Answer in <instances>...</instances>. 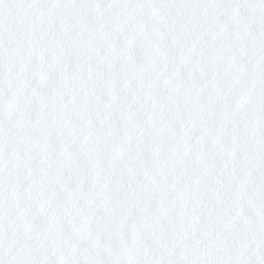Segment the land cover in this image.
<instances>
[{
	"label": "snow or ice",
	"instance_id": "6c2138e0",
	"mask_svg": "<svg viewBox=\"0 0 264 264\" xmlns=\"http://www.w3.org/2000/svg\"><path fill=\"white\" fill-rule=\"evenodd\" d=\"M180 146L177 145V156H179ZM179 163V160L176 161ZM175 165H173L174 167ZM202 168L192 163V171L187 175L185 184L177 191L176 197L183 203H187L192 199L193 192L198 191L199 186L202 185ZM227 211L232 212L233 215L225 219L219 226V231L210 234L207 240L201 242L198 249H194L190 255V264H206V257L212 251H218L220 244L218 241L229 230L236 220L247 216L257 204H264V189H254L252 187H240L231 191L226 200ZM264 223V221H262ZM85 226V220L82 219L79 223L75 224L74 230L71 233L72 238H78L81 231ZM172 264V261H169Z\"/></svg>",
	"mask_w": 264,
	"mask_h": 264
}]
</instances>
